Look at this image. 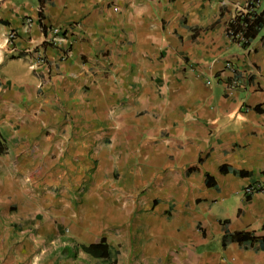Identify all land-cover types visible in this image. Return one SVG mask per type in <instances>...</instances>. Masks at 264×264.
Here are the masks:
<instances>
[{
	"label": "crops",
	"instance_id": "1",
	"mask_svg": "<svg viewBox=\"0 0 264 264\" xmlns=\"http://www.w3.org/2000/svg\"><path fill=\"white\" fill-rule=\"evenodd\" d=\"M248 2L0 0V264H96L79 245L102 238L120 259L132 235L137 261L264 264V190L243 194L264 183V41L226 35ZM54 28L68 45H43Z\"/></svg>",
	"mask_w": 264,
	"mask_h": 264
},
{
	"label": "trees",
	"instance_id": "2",
	"mask_svg": "<svg viewBox=\"0 0 264 264\" xmlns=\"http://www.w3.org/2000/svg\"><path fill=\"white\" fill-rule=\"evenodd\" d=\"M253 1L249 0L248 4L244 8L246 13L239 11L235 17L228 23L226 28V35L229 38L239 43L241 48L249 51L251 44L254 40L262 35L261 40L264 41V9L259 10L253 9ZM39 18L42 20V2L39 1ZM44 30V28H42ZM7 152V146L4 139L0 133V155H4ZM221 174L232 173L235 176L245 177L248 176L246 172L231 171L226 166L219 168ZM204 184L207 188H215L216 183L214 178L210 175H205ZM256 186V185H251ZM264 190V183L260 188L257 189V193ZM252 196H245L246 200H249ZM225 223V222H224ZM264 230V223L262 226ZM254 238L251 233L248 232H225L222 237L221 246L225 248L230 243L245 244L253 242ZM79 250L86 255L90 256L95 260H99L105 264H117L118 252L110 247L106 240L102 238L99 242L88 244V245H79Z\"/></svg>",
	"mask_w": 264,
	"mask_h": 264
},
{
	"label": "rangeland",
	"instance_id": "3",
	"mask_svg": "<svg viewBox=\"0 0 264 264\" xmlns=\"http://www.w3.org/2000/svg\"><path fill=\"white\" fill-rule=\"evenodd\" d=\"M209 208L211 209V212L213 215H216L220 218H226L227 214L228 215H232L234 212V205L232 204V202H217V203H213L211 205H209ZM132 246H131V250H128V247L130 245H120L118 246L120 248V252H122L121 254H123L122 256H120V259L117 256V264H153L151 261H137L136 258L137 256V252H136V239L135 236L132 235ZM215 242V241H214ZM215 244V243H214ZM138 253L141 252V249H138ZM200 251V250H198ZM96 264H105L101 261H97Z\"/></svg>",
	"mask_w": 264,
	"mask_h": 264
},
{
	"label": "built area",
	"instance_id": "4",
	"mask_svg": "<svg viewBox=\"0 0 264 264\" xmlns=\"http://www.w3.org/2000/svg\"><path fill=\"white\" fill-rule=\"evenodd\" d=\"M262 0H254L253 1V9H259V4ZM243 13H246L245 10H243ZM27 25H29V21H26ZM227 37L229 38V36L227 35ZM230 39V38H229ZM231 40V39H230ZM232 41V40H231ZM234 42V41H233ZM236 43V42H235ZM68 45V43L66 42L65 38L63 37V31L60 28H54L52 30H50L48 37L45 38L43 45L46 47H55V48H59L62 45ZM240 46L239 43H236ZM65 55H67V49L65 51H63ZM44 59H45V54L44 52L39 54L36 57V61L35 64H33V68L36 65H40V64H44ZM226 68L231 69L230 64L226 65ZM260 185H256V186H249L246 187L244 189V196H253L254 194L257 193V189L260 188Z\"/></svg>",
	"mask_w": 264,
	"mask_h": 264
}]
</instances>
